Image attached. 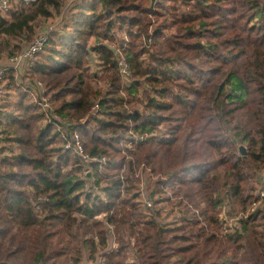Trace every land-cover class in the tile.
Masks as SVG:
<instances>
[{
    "label": "trees",
    "instance_id": "1",
    "mask_svg": "<svg viewBox=\"0 0 264 264\" xmlns=\"http://www.w3.org/2000/svg\"><path fill=\"white\" fill-rule=\"evenodd\" d=\"M69 1L1 13L4 45L26 50ZM166 16L183 34L150 52L145 21L162 39ZM62 28L21 76L37 103L10 97L14 70L0 81V264H264V0H82ZM77 129L104 167L65 150L62 133ZM140 135L150 139L127 146ZM225 206L239 216L226 233Z\"/></svg>",
    "mask_w": 264,
    "mask_h": 264
},
{
    "label": "rangeland",
    "instance_id": "2",
    "mask_svg": "<svg viewBox=\"0 0 264 264\" xmlns=\"http://www.w3.org/2000/svg\"><path fill=\"white\" fill-rule=\"evenodd\" d=\"M81 2H82V0H70L69 2L66 3V5H65V7H64V9H63L61 14H55L54 13L52 18H49L47 20H44V19L40 20L39 23H38L39 26H38L37 32H39L41 29H46V31L45 32L43 31L41 33V35H47L49 31H58V32H60L61 30H63L62 27H63L65 21L67 20V17L69 15L70 10H74L75 9V5H80ZM154 2L156 3V2H158V0H154ZM21 4L22 3L20 2V0H10V2L8 3V9H12V11L17 9L19 11L21 9L20 8ZM164 5H165V8H166L170 4L165 1ZM8 11L6 13L0 12V14L2 13L1 15H3L5 18H7L8 15H9V14H7ZM136 17H140L139 19L145 18L144 16H142V17L141 16H136ZM169 17L170 16H166L165 20L163 22H161V23H163V31H164V37L162 39L153 37V31L159 25V24H156V18L155 17H148L146 19L145 23L148 24V21H150V26L148 28L147 35H143L141 37V43H142V45L146 46V49L148 51H150V52L159 51V49H161L162 41L168 39L171 35L182 36L183 33H181L180 30L176 26L172 25V21L173 20L170 19ZM165 27L167 28V30H164ZM147 36H148V38H147ZM122 37H123V35L120 34L119 32H117V34H115V38H117L115 41H118ZM2 39H4V38H0V43H2L1 47H0V71L4 67H6V68L7 67H12L14 65L13 62H12V59H18L21 56V54L24 52V50H25L24 48L27 46V43L25 41H21L19 39H11V38H9V39H7V42L9 43V46L7 47V46L4 45L6 41H2ZM124 39H126V38H124ZM170 39H171V37H170ZM107 45L113 46V48L119 46V44L117 42H114V44L113 43H109ZM16 47H18L19 49H17ZM9 52H12L14 54L12 56V58L8 56ZM119 55H120V60H121V58L124 57V55L122 53L119 54ZM147 57H148L147 55H144L142 57V59L143 60H145V59L147 60ZM88 66H89V75H90V77L92 75H94V74L97 75L98 77L102 76V73L98 71V63L96 61L92 60L91 63L88 64ZM25 69H27L26 65L24 63H22L21 65H19L16 68V70H14V72H15L14 80H15V83L17 85V88L18 87L19 88H18L17 91H12L13 93H12V96H10V97L13 100H17L18 97H20L22 95H27V96H30L31 99L37 103L39 100H37L36 91H34V89H31L32 91L24 89L23 85H24L25 82H23L21 76L24 73ZM127 70H128V68H127ZM130 72L132 73V79H131V81H132L135 78H133V72L131 70H130ZM123 79H122V81L126 82V81H124L125 79L124 80ZM7 86H8V80L4 81V83L0 82V103L3 101L4 98H7L9 96V94L7 93ZM145 94H151V93L149 92V90H147V91L144 90V86L141 85L140 93H139V95L137 97L141 101H143ZM39 105H41V104H39ZM71 154L74 156L73 153H71ZM138 175L141 176L140 173ZM260 177H261V179L259 181V186L256 187L257 188L256 195H258L263 200L264 198L261 196V189L264 188V173H262L260 175ZM143 181H142V184H141V186L139 188L144 192V190L146 188V185H145V182H143ZM95 192L98 194L97 191H95ZM164 207H166L165 204H164ZM224 209H226V211H224V214L227 216V222H228L229 225H231L230 221L232 222V230H233V229H235V227L238 226V221L237 220H238L239 216L234 214V212L232 211L230 206L223 207L220 210V213H219L220 216L223 214L222 211ZM170 219H171V217L169 218L168 221H170ZM219 220H221V219L219 218ZM223 226H224V223L222 224V220H221L220 221V228L223 227ZM221 231H222V229H221ZM229 231H230V229L228 230V232ZM129 257H130L129 261L132 262L134 260V255H133L132 250L129 253Z\"/></svg>",
    "mask_w": 264,
    "mask_h": 264
},
{
    "label": "built area",
    "instance_id": "3",
    "mask_svg": "<svg viewBox=\"0 0 264 264\" xmlns=\"http://www.w3.org/2000/svg\"><path fill=\"white\" fill-rule=\"evenodd\" d=\"M24 5H31L32 3H35L36 0H20ZM8 2L7 0H1L0 2V12L6 13L8 11ZM47 40V35H40L35 41L26 49L24 52L21 54V56L18 59H12L13 66L12 67H4L0 71V80L2 79L3 74L8 71V70H16V68L24 63L26 65V68L31 67L32 65V60L35 58L37 53H39L43 47L44 44ZM119 70L120 74L122 76V79L129 83L132 79V73L130 72V69L128 65L126 64L125 60L121 58L119 61ZM128 68V70H127ZM39 86H41L39 84ZM46 106V105H45ZM98 106L95 105V107L92 108L91 110V115L95 117L96 115V110ZM62 138L65 142V150L69 151L70 153L74 154V157L79 158L80 162L84 165H86V169L89 168V165L91 164H97L99 167H104L107 164V160L105 158H90L85 154L83 143L81 140V135H80V130L77 129L75 130L71 135L70 138H67V135L62 133ZM150 139L149 135H140V136H135L129 139L127 146H131V144H139L145 141H148ZM94 191H97V189L94 187ZM261 196L264 198V190H261ZM148 206L151 205V200L148 199L147 201ZM224 209L222 211V215H219V218L222 220V224L224 223V226L221 227L222 231L224 233L228 232V230H232V222L230 221V224L227 222V216L224 214ZM220 220V221H221Z\"/></svg>",
    "mask_w": 264,
    "mask_h": 264
},
{
    "label": "water",
    "instance_id": "4",
    "mask_svg": "<svg viewBox=\"0 0 264 264\" xmlns=\"http://www.w3.org/2000/svg\"><path fill=\"white\" fill-rule=\"evenodd\" d=\"M239 153L245 155L247 153L246 148L244 146H239Z\"/></svg>",
    "mask_w": 264,
    "mask_h": 264
}]
</instances>
